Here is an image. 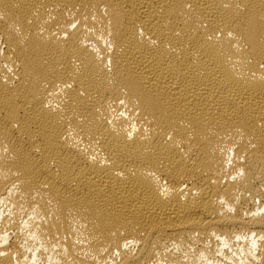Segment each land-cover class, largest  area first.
<instances>
[{
    "label": "bare ground",
    "instance_id": "bare-ground-1",
    "mask_svg": "<svg viewBox=\"0 0 264 264\" xmlns=\"http://www.w3.org/2000/svg\"><path fill=\"white\" fill-rule=\"evenodd\" d=\"M0 264H264V0H0Z\"/></svg>",
    "mask_w": 264,
    "mask_h": 264
}]
</instances>
